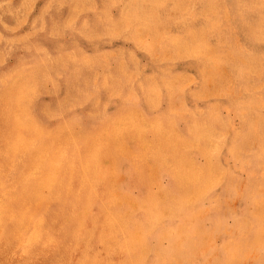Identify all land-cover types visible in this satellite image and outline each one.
<instances>
[{
	"label": "rangeland",
	"instance_id": "374dc122",
	"mask_svg": "<svg viewBox=\"0 0 264 264\" xmlns=\"http://www.w3.org/2000/svg\"><path fill=\"white\" fill-rule=\"evenodd\" d=\"M263 118L264 0H0V264H264Z\"/></svg>",
	"mask_w": 264,
	"mask_h": 264
},
{
	"label": "bare ground",
	"instance_id": "6f19581e",
	"mask_svg": "<svg viewBox=\"0 0 264 264\" xmlns=\"http://www.w3.org/2000/svg\"><path fill=\"white\" fill-rule=\"evenodd\" d=\"M238 15H239V14H238ZM240 18H241V17H240ZM192 20H193V19H192ZM124 21H125V20H124ZM134 21H135V20H134ZM155 31H156V30H155ZM163 32H164V31H163ZM179 37H180V36H179ZM253 37H254V36H253ZM140 41H141V40H140ZM152 45H153V44H152ZM236 48H237V47H236ZM184 50H185V49H184ZM63 59H64V58H63ZM173 59H174V58H173ZM215 64H216V63H215ZM249 68H250V67H249ZM248 71H249V70H248ZM262 76H263V75H262ZM259 77H260V76H259ZM185 78H186V77H185ZM174 87H175V86H174ZM213 87H214V86H213ZM165 89H166V88H165ZM232 89H233V87H232ZM153 91H154V90H153ZM239 92H240V91H239ZM156 96H157V95H156ZM204 96H205V95H204ZM145 98H146V97H145ZM172 101H173V100H172ZM238 102H240V101H238ZM146 103H147V102H146ZM252 107H253V106H252ZM258 107H259V105H258ZM17 116H18V115H17ZM263 119H264V118H263ZM259 120H260V119H259ZM19 121H20V120H19ZM261 121H262V120H261ZM139 122H140V120H139ZM156 122H159V121H156ZM156 122H155V124H156ZM118 123H119V122H118ZM128 123H129V122H128ZM139 124H140V123H139ZM143 124H144V123H143ZM147 124H148V123H147ZM147 124L145 123L144 125H147ZM150 124H151V123H150ZM65 125H66V124H65ZM141 125H142V123H141ZM156 125H158V124H156ZM173 125H174V124H173ZM122 126H123V125H122ZM148 126H149V125H148ZM153 126H155V125H153ZM159 126H160V124H159ZM255 126H256V125H255ZM19 127H20V126H19ZM146 127H147V126H146ZM146 127H145V128H146ZM149 127H150V126H149ZM175 127H176V126H175ZM121 128H122V127H121ZM123 128H124V127H123ZM139 128H140V127H139ZM139 128H138V129H139ZM141 128H142V127H141ZM147 128H148V127H147ZM154 128H156V126H155ZM158 128H159V127H158ZM172 128L174 129V127H172ZM255 128H256V127H255ZM67 129H68V128H67ZM138 129H137V130H138ZM150 129H151V127H150ZM159 129L161 130V127H160ZM164 129H165V128H164ZM169 129H170V128H169ZM169 129H168V130H169ZM211 129H212V128H211ZM259 129H261V128L259 127ZM68 130H69V129H68ZM146 130H147V129H146ZM152 130H153V128H152ZM152 130H151V131H152ZM154 130H155V129H154ZM195 130H196V129H195ZM73 131H74V130H73ZM120 131H121V130H119L118 133H121ZM122 131H123V130H122ZM124 131H125V130H124ZM165 131H166V130H165ZM165 131H164V132H165ZM255 131H256V130H255ZM144 132H145V131H144ZM169 132H170V130H169ZM169 132H166V133H169ZM138 133H139V137H140V134H141L142 132H139V130H138L137 134H138ZM152 133H153V132H152ZM170 133H171V132H170ZM172 133H173V132H172ZM190 133H191V132H190ZM190 133H189V134H190ZM192 133H193V132H192ZM44 134H45V133H44ZM111 134H112V133H111ZM155 134H156V132H155ZM157 134H158V133H157ZM194 134H195V133H194ZM217 134H218V133H217ZM224 134H225V133H224ZM238 134H239V133H238ZM45 135H46V134H45ZM117 135H118V134H117ZM117 135H116V136H117ZM129 135H130V134H129ZM158 135H159V134H158ZM161 135H162V134H161ZM176 135H177V134H176ZM254 135H255V134H254ZM46 136H48V135H46ZM53 136H54V135H53ZM55 136H56V135H55ZM57 136H58V135H57ZM155 136H156V135H155ZM159 136H160V135H159ZM173 136H174V135H173ZM177 136H178V135H177ZM219 136H220V134H219ZM236 136H237V135H236ZM39 137H40V136H39ZM50 137H52V136H50ZM161 137H162V136H161ZM56 138H57V137H56ZM140 138H141V137H140ZM155 138H156V137H155ZM183 138H184V137H183ZM216 138H217V136H216ZM220 138H221V137H220ZM69 139H70V138H69ZM91 139H92V138H91ZM157 139H158V138H157ZM160 139H161V138H160ZM160 139H159V140H160ZM179 139H180V138L178 137V140H179ZM207 139H208V138H207ZM221 139H222V138H221ZM252 139H253V138H252ZM261 139H262V138H261ZM39 140H40V139H39ZM71 140H72V139H71ZM139 140H140V139H139ZM141 140H143V139H141ZM212 140H213V139H212ZM216 140H218V139H216ZM50 141H52V140H50ZM91 141H93V140H91ZM157 141H158V140H157ZM179 141H180V140H179ZM181 141H182V140H181ZM202 141H203V140H202ZM213 141H214V140H213ZM192 142H193V141H192ZM140 143H141V142H140ZM149 143H150V142H149ZM203 143H204V142H203ZM246 143H247V142H246ZM248 143H249V141H248ZM51 144H52V143H51ZM169 144H170V143H169ZM171 144H172V143H171ZM173 144H174V143H173ZM173 144H172L171 146H173ZM31 145L33 146L32 143H31ZM31 145H30V146H31ZM34 145H35V144H34ZM87 145H88V144H87ZM104 145H105V144H104ZM154 145H155V144H154ZM167 145H168V143H167ZM199 145H200V144H199ZM207 145H208V144H207ZM32 146H31V147H32ZM39 146H40V145H39ZM45 146H46V145H45ZM117 146H118V145H117ZM158 146H159V145H158ZM158 146H157V148H158ZM162 146H163V145H162ZM162 146H161V147H162ZM171 146H170V147H171ZM185 146H186V145H185ZM191 146H192V145H191ZM213 146H214V144L212 145V147H213ZM40 147H41V146H40ZM42 147H44V146L42 145ZM51 147H53V146H51ZM173 147H174V146H173ZM200 147H201V146H200ZM200 147H199V148H200ZM215 147H216V146H215ZM215 147H213V148H215ZM34 148H35V147H34ZM34 148H32V149H34ZM45 148H46V147H45ZM157 148H155V150H156ZM30 149H31V148H30ZM40 149H41V148H40ZM58 149H59V148H58ZM58 149H57V150H58ZM60 149H62V148H60ZM117 149H118V148H117ZM160 149H161V148H160ZM160 149H159V150H160ZM166 149H167V148H166ZM174 149H175V148H174ZM183 149H186V148H183ZM35 150H36V149H35ZM35 150H34V153H35ZM38 150H39V149H38ZM43 150H45V149H43ZM46 150H47V149H46ZM52 150H53V149H51V152H52ZM55 150H56V148H55ZM55 150H54V151H55ZM62 150H63V149H62ZM90 150H91V149H90ZM143 150H144V149H143ZM152 150H153V149H152ZM155 150H154V152H156ZM171 150H172V149H171ZM179 150H180V149H179ZM214 150H215V152H216V149H214ZM36 151H37V150H36ZM41 151H42V150H41ZM41 151H39V153H40ZM54 151H53V152H54ZM114 151H115V150H114ZM146 151H147V150H146ZM146 151H145V152H146ZM172 151H173V150H172ZM37 152H38V151H37ZM46 152H48V151H46ZM55 152H56V151H55ZM57 152H58V151H57ZM57 152H56V154H57ZM61 152H62V151H61ZM77 152H78V151H77ZM152 152H153V151H152ZM200 152H201V151H200ZM203 152H205V150H204ZM207 152H208V151H207ZM209 152H210V151H209ZM44 153H45V151H44ZM158 153H159V152H158ZM171 153H172V152H171ZM180 153H181V151H180ZM53 154H54V153H53ZM78 154H79V153H78ZM205 154H206V153H205ZM32 155L34 156V154H32ZM38 155H39V154H38ZM49 155H50V153H49ZM151 155H152V154H151ZM154 155H155V154H154ZM164 155H165V153H164ZM211 155H212V154H211ZM29 156H30V155H29ZM29 156H28V157H29ZM33 156H31V157H32V158H35L36 155H35L34 157H33ZM112 156H113V155H112ZM146 156H147V155H146ZM156 156H158V154H157ZM166 156H167V155H166ZM206 156H207V154H206ZM51 157H52V156H51ZM163 157H164V156H163ZM207 157H208V156H207ZM46 158H47V157H46ZM46 158H45V160H47ZM62 158H63V157H62ZM99 158H100V157H99ZM155 158H156V157H155ZM180 158H182V157H180ZM187 158H188V156H187ZM187 158H186V159H187ZM157 159H158V158H157ZM188 159H189V158H188ZM34 160H35V159H34ZM79 160H80V159H79ZM180 160H181V159H179V161H180ZM183 160H184V159H183ZM208 160H209V159H208ZM32 161H33V159H32ZM68 161H69V160H68ZM113 161H114V160H113ZM153 161H154V159H153ZM160 161H161V158H160ZM163 161H164V159H163ZM163 161H161V162H163ZM177 161H178V160H177ZM177 161H176V162H177ZM181 161H182V160H181ZM29 162H30V161H29ZM66 162H67V161H66ZM182 162H183V161H182ZM189 162H190V160H189ZM35 163H36V162H35ZM61 163H62V162H61ZM63 163H64V162H63ZM31 164H32V163H31ZM45 164L47 165V163H45ZM64 164H65V163H64ZM157 164H159V163H157ZM174 164H175V163H174ZM187 164H188V163H187ZM115 165H116V164H115ZM179 165H180V164H179ZM183 165H184V163H183ZM185 165H186V163H185ZM189 165H190V164H189ZM194 165H195V164H194ZM205 165H206V164H205ZM34 166H35V165H34ZM61 166H62V165H61ZM66 166H67V165H66ZM174 166H175V165H174ZM195 166H196V165H195ZM175 167H177V166H175ZM159 168H160V167H159ZM59 169H60V168H59ZM173 169H174V168H173ZM173 169H172V170H173ZM176 169H177V168H176ZM188 169H189V168H188ZM203 169H204V168H203ZM203 169H202V170H203ZM30 170H31V169H30ZM30 170H29V171H30ZM35 170H37V169H35ZM60 170H61V169H60ZM69 170H70V169H69ZM174 170H175V169H174ZM198 170H199V169H198ZM198 170H197V171H198ZM187 171H188V170H187ZM189 171H190V170H189ZM203 171H204V170H203ZM203 171H202V172H203ZM210 171H212V170H210ZM97 172H98V171H97ZM194 172H195V171H194ZM206 172H207V171H206ZM30 173H31V172H30ZM32 173H33V172H32ZM89 173H90V172H89ZM147 173H148V172H147ZM212 173H213V172H211V174H212ZM221 173H222V172H221ZM34 174H36V173H34ZM38 174H39V173H38ZM56 174H57V173H56ZM177 174H178V173H177ZM182 174H183V173H182ZM211 174H208L210 179H211V177H210ZM36 175H37V174H36ZM36 175H35V176H36ZM42 175H43V174H42ZM81 175H82V174H81ZM213 175H214V174H213ZM213 175H212V176H213ZM28 176H29V175H28ZM32 176H33V175H32ZM221 176H222V175H221ZM36 177H37V176H36ZM217 177H218V176H217ZM219 177H220V176H219ZM37 178H38V177H37ZM55 178H56V177H55ZM82 178H83V177H82ZM84 178H85V177H84ZM88 178H89V177H88ZM180 178H181V177H180ZM183 178H185V177H183ZM214 178H215V175H214ZM56 179H57V178H56ZM61 179H62V178H61ZM86 179H87V178H86ZM95 179H96V178H95ZM217 179H218V178H217ZM32 180H33V179H32ZM39 180H40V179H39ZM43 180H44V179H43ZM70 180H71V179H70ZM96 180L98 181L99 179H96ZM181 180H182V179H181ZM185 180H186V178H185ZM212 180H214V179L212 178ZM57 181H58V179H57ZM60 181H61V180H60ZM83 181H84V180H83ZM86 181H87V180H86ZM216 181H217V180L215 179V182H216ZM218 181H219V180H218ZM46 182H47V181H46ZM54 182H55V179H54ZM58 182H59V181H58ZM88 182H89V181H88ZM91 182H92V181H91ZM91 182H90V183H91ZM211 182L214 183L213 181H211ZM59 183H60V182H59ZM92 183H93V182H92ZM94 183H96V182H94ZM207 183H208V182H207ZM1 184H2V182H1ZM32 184L36 185L37 183H36V184H35V183H32ZM60 184H61V183H60ZM84 184H85V183H84ZM208 184H211V183L209 182ZM47 185H48V184H47ZM52 185L55 186L54 184H52ZM80 185H81V184H80ZM184 185H185V184H184ZM60 186H61V185H60ZM67 186H69V185H67ZM91 186L93 187V185H91ZM114 186H115V185H114ZM204 186H205V185H204ZM208 186H209V185H208ZM34 187H36V186H34ZM38 187H39V186H38ZM92 187H91V188H92ZM206 187H207V185H206ZM31 189H32V188H31ZM38 189H39V188H38ZM46 189H47V188H46ZM46 189H44V190H46ZM50 189H51V187H50ZM67 189H68V187H67ZM93 189H94V188H93ZM191 189H192V188H191ZM205 189H206V188H205ZM33 190H35V189H33ZM44 190H43V191H44ZM47 190H48V189H47ZM197 190H199V189H197ZM257 190H258V189H257ZM5 191H6V190H5ZM35 191H36V190H35ZM39 191H40V189H39ZM41 191H42V189H41ZM67 191H68V190H67ZM92 191H93V190H92ZM194 191H195V190H194ZM51 192H52V191H51ZM59 192H60V191H59ZM190 192H191V191H190ZM32 193H33V192H32ZM35 193H36V192H35ZM35 193H33V194H35ZM42 193H43V192H42ZM56 193H57V192H56ZM88 193H89V192H88ZM192 193H193V192H192ZM194 193H195V192H194ZM198 193H200V192L198 191ZM23 194H25V193H23ZM51 194H52V193H51ZM89 194H90V193H89ZM163 194H164V193H163ZM163 194H162V195H163ZM43 195H44V194H43ZM111 195H115V193H114V194H111ZM198 195H199V194H198ZM200 195H201V194H200ZM203 195H204V194H203ZM32 196H33V195H32ZM44 196H46V195H44ZM58 196H59V195H58ZM87 196H89V195H88V194L86 195V198L89 200V197H87ZM194 196H195V195H193V197H194ZM27 197H28V196H27ZM30 197H31V196H30ZM159 197H160V196H159ZM159 197H158V198H159ZM187 197H188V196H187ZM187 197H186V198H187ZM195 197H196V196H195ZM31 198H32V197H31ZM31 198H30V199H31ZM36 198H37V197H36ZM44 198H45V197H44ZM114 198H115V197H114ZM116 198H117V195H116ZM116 198H115V199H116ZM109 199H110V198H109ZM115 199H114V200H115ZM153 199H154V198H153ZM38 200H40V199L38 198ZM41 200H42V199H41ZM50 200L52 201V199H50ZM88 200H87V201H88ZM112 200H113V199H112ZM160 200H161V199H160ZM184 200H186V199H184ZM27 201H28V200H26V202H27ZM105 201H106V200H105ZM107 201H108V200H107ZM118 201H120V200H118ZM128 201H129V200H128ZM163 201H164V200H163ZM186 201H188V200H186ZM34 202H35V201H34ZM183 202H184V201H183ZM36 203H37V202H36ZM45 203H46V202H45ZM85 203H86V202H85ZM104 203H105V202H104ZM112 203H113V202H112ZM128 203H129V202H128ZM23 204H24V203H23ZM26 204H27V203H25L24 206H25ZM46 204H47V203H46ZM86 204H87V203H86ZM107 204H109V203H107ZM113 204H114V203H113ZM119 204H120V203H119ZM133 204H134V203H133ZM135 204H136V203H135ZM191 204H192V203H191ZM40 205H41V202H40ZM117 205H118V204H117ZM256 205H257V204H256ZM26 206L28 207L29 205H26ZM30 206H31V204H30ZM30 206H29V207H30ZM38 206H39V205H38ZM133 207H134V206H133ZM82 208H83V207H82ZM135 208H136V207H135ZM24 209H25V207H24ZM28 210H29V208H28ZM82 210H83V209H82ZM84 210L86 211L85 208H84ZM11 211H12V209H11ZM13 211H14V209H13ZM13 211H12V212H13ZM35 211H36V210H35ZM85 211H84V212H85ZM12 212H11V213H12ZM33 212H34V211H33ZM33 212H32V213H33ZM13 213H14V212H13ZM24 213H25V211H24ZM30 213H31V212H30ZM32 213H31V214H32ZM78 213H79V212H78ZM81 213H82V212L80 211V214H81ZM107 213H109V212H107ZM31 214H30V215H31ZM80 214H79V215H80ZM255 214H256V213H255ZM10 215H11V214H10ZM12 215H13V214H12ZM32 215H33V214H32ZM32 215H31V216H32ZM82 215H83V214H82ZM109 215H110V214H109ZM125 215H126V214H125ZM7 216H8V215H7ZM22 216H23V215H21V217H22ZM84 216H86V215H84ZM110 216H111V215H110ZM13 217H14V216H13ZM23 217H24V216H23ZM105 217H106V215H105ZM107 217H108V216H107ZM21 219H22V218H21ZM27 219H28V218H27ZM29 219H30V218H29ZM67 219H68V218H67ZM17 220H18V219H17ZM17 220H16V221H17ZM19 220H20V219H19ZM22 220H23V219H22ZM28 221H29V220H28ZM30 221H31V219H30ZM78 222H79V221H78ZM107 222H108V221H106L105 223H107ZM109 222H111V221L109 220ZM109 222H108L107 224H109ZM0 223H1V222H0ZM17 223L20 224L21 222L19 223V222L17 221ZM36 224H37V223H36ZM37 225H38V224H37ZM248 225H249V224H248ZM81 227H82V226H81ZM81 227H79V229H80ZM109 230H110V229H109ZM171 232H172V231H171ZM135 233H136V232H135ZM138 234H139V231H138ZM199 234H200V232H199ZM19 235H20V234H19ZM134 235H135V234H134ZM32 238H33V236H32ZM108 238H109V237H108ZM111 240H113V239H111ZM137 241H138V240H137ZM258 242H259V240H258ZM44 244H45V243H44ZM253 244H254V243H253ZM253 244H252V245H253ZM19 245H21V244H19ZM179 245H180V244H179ZM238 246H239V245H237V247H238ZM178 247H179V246H178ZM14 249H15V248H14ZM122 249H123V248H122ZM229 249H230V248H229ZM233 249H234V248H233ZM239 249H240V248H239ZM230 250L232 251V249H230ZM234 250H235V249H234ZM236 252H237V251H236ZM220 254H221V253H220ZM231 254H232V253H231ZM233 254H234V253H233ZM244 254H245V253H244ZM244 254H243V255H244ZM236 255H237V254H236ZM254 256H255V255H254ZM257 256H258V255H257ZM232 258H233V257H232ZM228 259H229V258H228ZM239 259H240V258H239ZM217 263H218V262H217Z\"/></svg>",
	"mask_w": 264,
	"mask_h": 264
}]
</instances>
